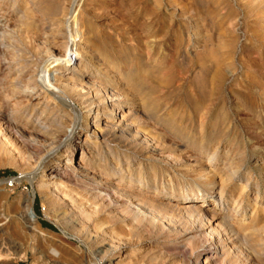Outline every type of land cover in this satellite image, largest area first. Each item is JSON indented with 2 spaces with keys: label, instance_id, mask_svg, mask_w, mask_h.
I'll return each mask as SVG.
<instances>
[{
  "label": "rangeland",
  "instance_id": "rangeland-1",
  "mask_svg": "<svg viewBox=\"0 0 264 264\" xmlns=\"http://www.w3.org/2000/svg\"><path fill=\"white\" fill-rule=\"evenodd\" d=\"M82 4L90 27L89 44L95 59L92 62H105L115 74H120L116 78V81L121 79L117 82L121 83L120 87L136 95L138 102L143 98L150 114L157 112L160 123L167 129L154 122L146 124L164 133V141L158 148L151 142H142L143 135L135 133L136 126L124 134L117 131L113 137V149L120 152L121 159L125 161L129 157L134 162V159L142 157L145 177L155 174L158 190L171 178L173 192L178 195L180 186L193 179V172L187 169L191 165L200 168L198 163H192L191 148L187 149L189 153L183 152L187 145L196 144L201 138L205 145L219 141L225 147L230 144L239 157L237 160L243 161L244 168L255 172L249 188L262 189L258 205L264 207V182H261L257 168L264 161V21L258 18L260 6L248 0H84ZM10 35L12 38L9 39L5 35L10 47L21 51L23 45L19 33L13 31ZM2 38L0 36V40ZM215 40L219 45L218 55L227 67L209 97L205 93L202 95L197 74L201 59L208 56L210 44ZM1 44L0 58L4 60L9 50ZM45 51L37 57L28 52V56L31 55L30 58L36 62L34 66L39 64L44 68L49 61ZM94 64L90 62L93 70ZM188 66L193 67L188 70ZM48 73L49 70L46 75L51 80L53 74ZM24 84L27 85V80ZM27 86L29 99L40 91L35 83ZM54 106L56 115L72 122L70 110L63 108L60 102ZM77 108L86 115V110H82L79 103ZM11 110L12 106L8 107L6 114ZM86 119L81 122L77 133L70 132L76 145L87 133L92 134L91 115ZM24 123L18 121L4 132L0 131V181H4L0 183V240L6 244L3 242V249L0 250L1 264H264V246L256 250L257 254L252 252V257L246 256L230 249L231 243L223 231L212 234L213 226L219 220L213 224L209 217L187 218L121 193L105 190L104 195L99 196L93 186L79 181L69 169L73 163L67 157L72 156L78 161V146L71 150L67 146L30 147L27 135L21 130ZM47 150H53V154L44 160ZM106 157L110 161L108 154ZM55 169L62 174L64 181L80 190H89L96 198L65 197L57 204L51 203V194L44 184ZM30 197L43 234L23 228L15 221ZM253 198L254 193H251L250 199ZM209 203L213 201L209 199ZM90 204L100 206V216L92 221L83 217V211H92L96 207ZM203 209L207 214L213 211L208 204ZM9 244L15 247L8 250ZM107 249L109 253L106 252V255L104 252ZM101 255L104 258L100 259ZM144 259L145 262L142 261Z\"/></svg>",
  "mask_w": 264,
  "mask_h": 264
},
{
  "label": "bare ground",
  "instance_id": "bare-ground-1",
  "mask_svg": "<svg viewBox=\"0 0 264 264\" xmlns=\"http://www.w3.org/2000/svg\"><path fill=\"white\" fill-rule=\"evenodd\" d=\"M82 1L84 0H0V31L2 32L0 36L3 37L0 43L2 42L1 45L9 50L4 60L0 58V77L3 76V78H0V131L4 132L7 130L8 126L15 125L18 121H24L25 123L21 130L27 135L30 147L46 149L54 147L65 148V146H67L68 149L71 150V148L78 146L80 158L77 161L73 159L72 156L67 157L69 161L73 163L69 169L77 176L79 181L93 186V189H95L98 194L100 193L99 196L106 190V192L111 191L121 193L125 196L127 195L132 199L142 201L154 207L158 206L170 212L173 211L174 213L183 214L187 216V218L208 219L209 217L213 220V224L219 220V222L213 226L214 229H212V234L215 232L219 233L221 230L231 243V250L243 255L245 254L246 256L248 254V256L250 255L251 257L253 254H257L256 250L264 246V207L258 205L262 189L259 187L255 189L249 188L255 172L253 173L252 169L248 170L244 168L243 161L241 162V159L237 160L239 157H237V153L233 150L234 147L232 148L230 144L225 147L223 143L219 141L215 144L212 143V145H205L204 139L201 138L196 144L187 145V147L183 149V152L189 153L190 150L187 151V149L191 148L192 152H190V157L194 159L192 163H198L200 168L197 169L195 166L191 165V167L187 169L188 172H193V179L180 186L178 195L173 192L174 186L171 178L164 183L161 190H158L155 174H151L149 178L145 177L143 173L144 163L141 159L142 157L134 159V162L130 160L129 157L123 161L119 154L120 152L118 153L113 149V143L115 141L113 137L115 138V133L119 131L124 134L127 130L135 126L137 128V132L135 133L139 136L140 134L143 135V140L141 139L142 142H151L155 148H158V145H161L164 141V133L156 130L155 126L152 127L154 128L152 129L146 124L149 121L154 122L155 125L161 128L165 129V127L160 123V117L157 115V112L150 114L149 108L143 98H140L138 102L136 101L137 98L135 99L136 95L125 91V87H120L121 83L117 82H120L121 79L116 81L117 76L120 74H115L111 66L105 62L101 61V64L95 63L96 65L93 63L95 59L93 58L92 48L89 44L91 38L88 30L90 27L83 13ZM248 1L253 4L257 3L260 6L258 18L264 21V0ZM13 31L19 33L21 37V45H23L21 51L10 47L11 44L8 43L6 37L8 36L9 39ZM6 34L7 36H5ZM218 47L219 45L216 40L211 42L208 56L204 57V54V59L200 61L201 63L197 74V78L200 80L202 95L205 93L209 97L213 95L215 86L227 67L218 55ZM44 50H46L45 52L49 56V61H47L44 68H42V65L39 67V64L34 66L33 64L36 62L33 58H30L31 55L28 56V52L34 53L36 56L41 54ZM90 62L94 64L95 70L90 68ZM4 65L6 66L4 67ZM190 67L188 66V70ZM43 70H49L48 75L50 73L53 74L51 80L47 77L46 71L43 73ZM229 71L228 69L227 72ZM25 80H27V85L29 83L37 84L40 90L30 99L26 95L28 86L24 84ZM238 98H240V95ZM58 102H60L63 108L70 110L73 119L71 123L63 117L56 115L57 113H54V107L56 108L54 105H57ZM77 103L80 104L82 110H86V115L77 108ZM10 106H12V110L11 112L9 111L10 113L7 115L6 110ZM90 115L92 134L88 135L89 133H87V135L82 138L79 144L80 146L76 145V141H73L70 132L77 133L81 126V122L87 120L86 118ZM234 122L233 120V123ZM12 145L14 144L12 143ZM139 145L143 144L139 143ZM175 146L179 148V145L176 143ZM246 151L245 153H247ZM52 154L53 150L52 152L47 150L46 154L43 156L44 160ZM106 154L110 156V161L108 157H106ZM244 156H246V154ZM150 167L151 166H149V168ZM257 168L260 174L259 178L261 182H264V161H262ZM259 181H257V184ZM3 182V180L0 181L2 184ZM44 188L50 192L51 198L49 201L53 204H57L65 197L75 198L79 196L87 199L91 197L96 198L89 190H80L78 187L64 181L62 174L56 169L49 174ZM150 188H153V190H150ZM167 193H169V195H167ZM251 193H254V198L252 200L250 199ZM209 199L212 200L213 203H209ZM96 200L100 203L99 199ZM71 201L72 200H69V202ZM194 201L197 203H194ZM32 203L33 199L30 197L22 213L16 215L15 221L23 228H30L43 234V230L38 225L39 216L36 214ZM69 204L71 205V203ZM72 204L75 205V203ZM207 204L212 206L213 211L210 214H207L203 209ZM99 207L100 206L94 207L95 209H91L92 211H83V217L87 218L88 221L94 219V217H99ZM217 207L220 212H218ZM151 211H153V209ZM79 215L82 214L80 213ZM87 225L85 226L86 229ZM128 228L132 231L130 227ZM126 229L127 228H125V230ZM61 231L64 233L63 230ZM126 231L129 230L127 229ZM2 243L0 240V250L3 249ZM8 247V250H10L11 247L13 248L15 245L11 246L9 244ZM108 248L110 249L111 247ZM101 252L102 251L99 253ZM106 252H108V249L104 254H106ZM102 256L104 255H101L100 259ZM142 261L145 262V259ZM205 263L206 262H204V264ZM109 264H112V262H109Z\"/></svg>",
  "mask_w": 264,
  "mask_h": 264
},
{
  "label": "trees",
  "instance_id": "trees-1",
  "mask_svg": "<svg viewBox=\"0 0 264 264\" xmlns=\"http://www.w3.org/2000/svg\"><path fill=\"white\" fill-rule=\"evenodd\" d=\"M46 225H47V227L51 228L49 224H46Z\"/></svg>",
  "mask_w": 264,
  "mask_h": 264
},
{
  "label": "water",
  "instance_id": "water-1",
  "mask_svg": "<svg viewBox=\"0 0 264 264\" xmlns=\"http://www.w3.org/2000/svg\"><path fill=\"white\" fill-rule=\"evenodd\" d=\"M33 196L35 197V194H33Z\"/></svg>",
  "mask_w": 264,
  "mask_h": 264
}]
</instances>
